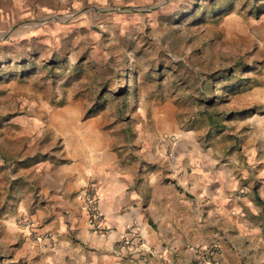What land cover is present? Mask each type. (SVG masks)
Masks as SVG:
<instances>
[{
  "label": "rangeland",
  "instance_id": "obj_1",
  "mask_svg": "<svg viewBox=\"0 0 264 264\" xmlns=\"http://www.w3.org/2000/svg\"><path fill=\"white\" fill-rule=\"evenodd\" d=\"M263 87L264 0H0V264H29L34 158L19 159L69 129L53 116L92 118L103 144L167 164V141L210 144V119L251 112Z\"/></svg>",
  "mask_w": 264,
  "mask_h": 264
},
{
  "label": "crops",
  "instance_id": "obj_2",
  "mask_svg": "<svg viewBox=\"0 0 264 264\" xmlns=\"http://www.w3.org/2000/svg\"><path fill=\"white\" fill-rule=\"evenodd\" d=\"M249 103L252 111L206 146L190 137L167 141V164L146 146L103 144L92 118L53 116L69 129L55 125L43 150L19 159L34 158L27 214L36 228H20L29 264H201L210 247L209 264H264V87ZM87 190L106 235L87 227ZM131 229L140 244L123 242ZM33 230L52 238L35 241Z\"/></svg>",
  "mask_w": 264,
  "mask_h": 264
},
{
  "label": "built area",
  "instance_id": "obj_3",
  "mask_svg": "<svg viewBox=\"0 0 264 264\" xmlns=\"http://www.w3.org/2000/svg\"><path fill=\"white\" fill-rule=\"evenodd\" d=\"M168 157L172 159L173 153L169 152ZM83 208L85 212V220L89 231L95 235H106L107 228L105 227L103 215L100 210L99 202L92 190H87L83 197ZM20 225L24 229H35V220L29 215H23L20 218ZM30 236L34 238L35 241L42 239H51L52 235L48 232L39 233L36 231H31ZM135 242L140 244V234L131 229L125 234L123 242L127 244L128 242ZM215 247H210L202 251L201 264H209L210 259L215 253Z\"/></svg>",
  "mask_w": 264,
  "mask_h": 264
},
{
  "label": "trees",
  "instance_id": "obj_4",
  "mask_svg": "<svg viewBox=\"0 0 264 264\" xmlns=\"http://www.w3.org/2000/svg\"><path fill=\"white\" fill-rule=\"evenodd\" d=\"M225 71H226V79L227 80L232 79L231 76L233 74V70L226 69ZM250 111H252V110H250ZM210 122H211L212 126L214 127V129H217L218 133H220L226 129V126L224 124H222V122L221 123L219 121L215 122L212 119H210Z\"/></svg>",
  "mask_w": 264,
  "mask_h": 264
}]
</instances>
